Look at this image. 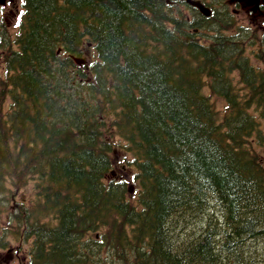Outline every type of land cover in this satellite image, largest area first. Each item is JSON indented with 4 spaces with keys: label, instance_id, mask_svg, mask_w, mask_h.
Listing matches in <instances>:
<instances>
[{
    "label": "trees",
    "instance_id": "obj_1",
    "mask_svg": "<svg viewBox=\"0 0 264 264\" xmlns=\"http://www.w3.org/2000/svg\"><path fill=\"white\" fill-rule=\"evenodd\" d=\"M22 9L0 40V245L22 235L28 264H264V69L250 31L194 25L165 0ZM117 138L135 159V204L111 178Z\"/></svg>",
    "mask_w": 264,
    "mask_h": 264
},
{
    "label": "rangeland",
    "instance_id": "obj_2",
    "mask_svg": "<svg viewBox=\"0 0 264 264\" xmlns=\"http://www.w3.org/2000/svg\"><path fill=\"white\" fill-rule=\"evenodd\" d=\"M229 2V0H225ZM22 0H15V3L21 5ZM14 2L10 3V8ZM232 6L229 11H232ZM241 9V8H240ZM236 18V23L238 26H246L253 31L254 44L248 48L247 54L250 57L251 63L258 69H264V5L261 9L256 12L251 10H241V12L234 14ZM0 19L5 20L8 25H10V31H16L17 17L14 13H10L9 9L6 10L5 14L0 10ZM200 38H202L200 36ZM95 56L94 49L91 45H85L83 49V54L80 59L82 61H87ZM206 94L212 96L213 103L215 107L224 112L226 109V101L223 98L215 96L212 94L209 88L205 89ZM119 145L116 146L114 152L115 167L111 178L118 180H125L130 187L129 199L135 204L137 203V182L135 181L136 167L134 165L133 155L124 148V142L120 141L118 138L115 140ZM257 151L262 156L264 160V147H257ZM30 190H22L19 192L15 198V202L23 201L26 202L29 197ZM4 222L2 221V224ZM10 249L0 248V264H27L28 263V251L29 243H24L20 247L18 244L23 242L22 235L10 236ZM19 250V251H18Z\"/></svg>",
    "mask_w": 264,
    "mask_h": 264
},
{
    "label": "water",
    "instance_id": "obj_3",
    "mask_svg": "<svg viewBox=\"0 0 264 264\" xmlns=\"http://www.w3.org/2000/svg\"><path fill=\"white\" fill-rule=\"evenodd\" d=\"M190 3H192V4H194V5H199L197 2H193V1H191V0H188ZM241 1H244L245 3H247V4H252V3H254V2H257V0H241ZM200 8H201V10L205 13V14H209L208 12L209 11H207L204 7H201L200 6Z\"/></svg>",
    "mask_w": 264,
    "mask_h": 264
}]
</instances>
